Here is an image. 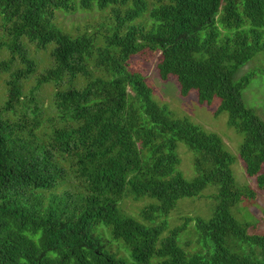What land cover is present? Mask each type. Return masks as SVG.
<instances>
[{"label": "trees", "instance_id": "obj_1", "mask_svg": "<svg viewBox=\"0 0 264 264\" xmlns=\"http://www.w3.org/2000/svg\"><path fill=\"white\" fill-rule=\"evenodd\" d=\"M93 7L107 15L90 31L56 24L57 12ZM0 19V264H264V236L233 214L256 195L236 184V158L128 69L157 54L159 78L174 77L182 97L217 98L215 114L243 135L245 174L264 191V122L242 99L254 74L236 78L264 51V0H0ZM178 142L194 155L192 181L177 168ZM207 186L217 190L211 216L168 230L178 202ZM127 197L150 200L138 219L119 206ZM189 223L199 252L178 245Z\"/></svg>", "mask_w": 264, "mask_h": 264}, {"label": "rangeland", "instance_id": "obj_2", "mask_svg": "<svg viewBox=\"0 0 264 264\" xmlns=\"http://www.w3.org/2000/svg\"><path fill=\"white\" fill-rule=\"evenodd\" d=\"M72 1L77 2V0ZM106 15L107 11L100 12L95 7L89 11L76 10L73 13L57 12L56 24L64 31L75 35L82 33L85 29L90 31L93 27L101 24ZM29 50L32 54L35 52L33 47L30 46ZM35 55L39 59L36 73H40L47 64V54L40 51L36 52ZM157 58V54L143 53L131 60L128 69L131 72L141 74L145 78L147 84L153 89V99L161 107H165L173 118H186L202 130L215 133L222 139L226 150L236 158V161L231 166L236 184L238 186L246 185L254 190L256 194L253 200L244 199L239 203L234 209L233 214L238 221L250 223L249 234L264 236V191L256 187L254 178H249L245 174L244 167L238 159L243 135L228 127L227 113L221 112L218 115L215 114L220 104L217 98H214L210 104L201 105L198 102L196 91H191L186 97L180 95L179 87L174 77L170 76L166 81L161 80L156 70ZM248 73H253L254 76L242 90V99L244 105L251 109L264 122V51L256 53L240 68L236 78L239 79ZM5 79V75L0 77V104L5 97ZM32 84V79L26 82L23 88L24 92ZM41 96L44 98V104L46 105L51 96V87L44 86L41 91ZM175 152L180 161L177 167L178 170L186 181H192L196 175L193 168V153L182 142L177 143ZM216 194L217 190L215 187L207 186L199 196L180 200L176 209L166 219L168 230L180 225L182 220L187 217L208 219L216 205ZM149 202L150 200L147 198L135 201L131 197H127L123 202H120L119 206L125 214L138 219L139 210ZM100 233L107 237L106 230L103 227L100 228ZM195 239L192 223H189L186 231L178 237L177 242L186 252H199L202 247L194 243ZM187 241L190 243H187ZM185 243L188 246L186 248L183 246ZM116 246L114 244L113 247L116 248ZM118 251L121 255H127L121 248Z\"/></svg>", "mask_w": 264, "mask_h": 264}]
</instances>
